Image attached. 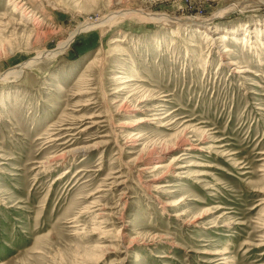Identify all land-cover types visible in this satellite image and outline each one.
<instances>
[{
    "label": "rangeland",
    "instance_id": "obj_1",
    "mask_svg": "<svg viewBox=\"0 0 264 264\" xmlns=\"http://www.w3.org/2000/svg\"><path fill=\"white\" fill-rule=\"evenodd\" d=\"M220 251L264 264V0H0V264Z\"/></svg>",
    "mask_w": 264,
    "mask_h": 264
},
{
    "label": "bare ground",
    "instance_id": "obj_2",
    "mask_svg": "<svg viewBox=\"0 0 264 264\" xmlns=\"http://www.w3.org/2000/svg\"><path fill=\"white\" fill-rule=\"evenodd\" d=\"M15 7H17L16 5H15ZM18 8V7H17ZM16 8V9H17ZM239 8L241 9V7L240 6H236V5H234V6H231V7H228V8H226V9H224L223 11H222V14L221 15H224V14H226V13H229V12H231V11H234V10H239ZM15 9V8H14ZM18 12V11H17ZM129 14V13H128ZM138 15V14H137ZM140 15V14H139ZM130 16V15H129ZM133 16H135V15H133ZM140 17V16H139ZM148 17H149V19L151 20V21H153V22H155V23H165V24H170L169 22H167V20L165 19V17H163V16H160V17H157L156 15H148ZM24 18H26V17H24ZM172 22V21H171ZM173 23V22H172ZM100 24V22H98V23H96V22H88L87 24H85V25H83L84 27H83V29H81V30H83V31H87V30H90V29H92L93 27H97L98 25ZM37 25V24H36ZM172 25V24H171ZM38 26V25H37ZM36 28V27H35ZM39 30H40V28H38ZM35 33H36V35L39 33V31H37V30H35ZM35 35V36H36ZM72 35V34H71ZM74 35V34H73ZM72 38H73V36H70L69 37V39H67L66 41H64V42H62V43H60L54 50H51V51H46V52H42L40 55L38 54V56L37 57H35V58H31L29 61H27V62H25V63H23V64H21L19 67H18V69H19V71H15V70H13V71H11L13 74H16V75H20L21 74V72L23 71V70H25V69H27V68H30V67H32L33 65H35L38 61H40V59H42V58H45V57H57V55H59V53L61 52V51H64V49L66 48V47H68V45L71 43V41H72ZM121 42H123V40H114L113 41V43H121ZM224 53H227V52H229V50L228 49H226L225 48V50L223 51ZM231 62V61H230ZM226 63V62H225ZM227 64H229V65H233V66H235L236 64L233 62V63H227ZM236 68V67H235ZM245 70V69H244ZM232 71H234V72H236V73H239V74H242V73H245L246 72V70L245 71H243V67L242 66H238V69L236 70V69H232ZM10 73V72H9ZM12 73H10V74H12ZM248 73H250V74H253L254 76H259V74H257V73H254V72H252V71H249ZM14 76V75H13ZM126 78V77H125ZM116 79H122L121 77H118V78H116ZM130 81H134V80H129V82ZM127 81H123L122 83H126ZM128 83V82H127ZM128 89V87L127 86H123L118 92L119 93H121V92H125L126 90ZM136 89V88H135ZM128 91V90H127ZM126 91V92H127ZM85 93H87V92H82V93H77L76 95H82V94H85ZM144 100H142V101H148V102H151V101H154L155 99H157V98H155V97H153L152 95L149 97H146V98H143ZM141 101V102H142ZM84 106V105H83ZM149 108V107H148ZM147 115V114H146ZM154 116H155V114H154ZM153 116V117H154ZM97 117H99L98 115L97 116H89V117H87L86 119H89V120H91L92 119V121H89V122H87V123H84V124H87L86 126H83L84 124H83V121H78V125H79V127H80V132H82V131H86L87 129H90V127H94L95 125H97L98 124V122L96 121V120H93L94 118H97ZM101 117V116H100ZM151 118V117H150ZM154 120V119H153ZM149 122V120L148 119H139V120H137V122L134 124V125H132L131 127H137L138 125H141V123H143V122ZM150 122H151V120H150ZM80 123V124H79ZM81 124H83V125H81ZM128 126V125H127ZM66 130H70L69 128L68 129H66ZM133 133V132H132ZM137 135H131V137L127 140V141H130L131 143H133V142H138V141H140V137H136ZM186 140V139H185ZM185 143L186 144H184V146H185V150H184V152H182V154H181V156H186L187 155V152L188 151H190L191 149H193L192 148V146H191V144H187V142L185 141ZM134 144V143H133ZM132 145V144H131ZM84 149H82V150H72V151H69V152H67L66 153V156L67 155H72V154H75V153H77L78 151H83ZM88 151V150H87ZM151 153V152H150ZM63 157V156H62ZM65 157V156H64ZM60 160V159H59ZM174 161H177L176 159H174V160H172V161H170V164H173L174 163ZM172 166V165H171ZM166 166H164L163 164H160L159 162L158 163H155V164H153L152 166L150 165V164H146V165H144V166H142L141 168H140V172H142V173H156L157 171H159V170H162V169H164ZM68 172V171H67ZM69 173V172H68ZM68 173H66V174H68ZM167 176V175H166ZM154 179H159V178H154ZM119 184H117V186H118ZM166 187H170V185L169 184H160L159 186H158V188H166ZM178 203L180 204V201L179 202H177L176 203V205H178ZM174 206V205H173ZM98 230V229H97ZM124 236V235H123ZM124 241V240H123ZM227 252L226 251H220V252H214L213 254L214 255H222V256H220V258L219 259H217V260H212L210 263H215V264H227L228 263V261H227V259L225 258V257H223L225 254H226Z\"/></svg>",
    "mask_w": 264,
    "mask_h": 264
}]
</instances>
